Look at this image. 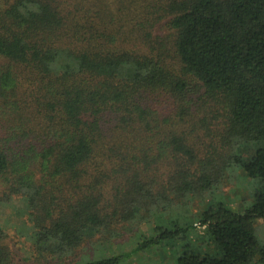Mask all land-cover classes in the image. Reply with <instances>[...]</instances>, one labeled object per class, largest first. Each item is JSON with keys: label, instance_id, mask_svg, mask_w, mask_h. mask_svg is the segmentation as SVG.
<instances>
[{"label": "trees", "instance_id": "1", "mask_svg": "<svg viewBox=\"0 0 264 264\" xmlns=\"http://www.w3.org/2000/svg\"><path fill=\"white\" fill-rule=\"evenodd\" d=\"M236 167L244 211L216 202L132 251L172 238L176 264H264V0H0V207L38 263L142 234ZM4 225L0 264H17ZM196 230L214 252L192 249Z\"/></svg>", "mask_w": 264, "mask_h": 264}, {"label": "rangeland", "instance_id": "2", "mask_svg": "<svg viewBox=\"0 0 264 264\" xmlns=\"http://www.w3.org/2000/svg\"><path fill=\"white\" fill-rule=\"evenodd\" d=\"M253 190L254 187L245 179L241 170L236 167L234 175L228 176L227 174L221 188L216 190L212 196H206L204 199H193V201L185 206L176 205L167 208L155 215L150 220L149 225L143 223L139 226L143 230L142 234L137 235L138 230L123 232L120 237L108 240L107 242L100 241L98 237L88 239L82 244L76 257L68 259L65 263L74 264L80 260L83 254L90 257H95L97 254L98 257H102L113 253L121 254L124 257L123 264H176V257L183 251L185 241L166 238L159 247L148 248L146 246L137 252H133L132 250L136 247L135 244L137 246L142 245L143 240L147 239L145 237L149 238L153 236L155 234L153 231L155 227H171L172 222L185 219V214H187L185 222L180 221L190 225L194 224L198 221L202 212L216 202L223 201L238 211H244L253 201L251 198ZM12 205L18 206L19 201L14 199ZM0 222L3 225L5 224L4 226L10 235L8 241L15 253L17 264H40L31 256V245L25 239L26 237L14 230L15 226L21 224V218L14 213L13 206L0 207ZM139 227L137 229H140ZM258 227V236L261 240H264V225L259 222ZM201 234L202 232L199 230L189 233L188 237L191 239L192 249L206 253L214 252L213 243L207 236L205 237Z\"/></svg>", "mask_w": 264, "mask_h": 264}]
</instances>
